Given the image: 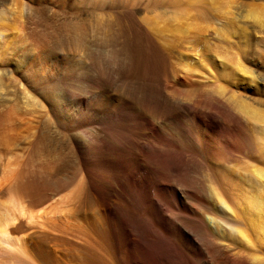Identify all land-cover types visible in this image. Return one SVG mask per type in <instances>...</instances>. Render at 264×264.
<instances>
[{
  "label": "bare ground",
  "instance_id": "bare-ground-1",
  "mask_svg": "<svg viewBox=\"0 0 264 264\" xmlns=\"http://www.w3.org/2000/svg\"><path fill=\"white\" fill-rule=\"evenodd\" d=\"M154 1L163 4V7L167 5L179 9L176 0L151 2ZM254 1L192 0L194 13L188 23L189 28L185 27L187 30L180 29L181 24L176 23L180 19L160 17L150 19L153 30H144L146 39L163 67L161 99L165 104H170L172 110L165 114L159 108L149 109L144 106L140 96L134 95L140 103L130 106L127 96L128 100L125 98L126 101H122L127 103L122 114L134 118L146 117L154 128L165 129L161 124L168 118L183 116L188 110L191 115L195 113L197 120L186 121L183 131L205 145L199 160L193 156L198 162L195 172L200 174L198 177L193 175V183L173 173H166L168 170L163 173L157 168L161 173L153 170L142 178L128 173L130 177L127 178L132 182H124V176L121 179L114 176L111 169L105 168L112 163L133 160L129 154L133 149L129 152V146L126 148L127 144H132L131 139L125 137L126 146L123 147L101 125L88 126L72 134V156L65 157L71 159L70 162L65 160L49 170L52 181L63 190L65 186L61 181L66 175L64 173L76 169L82 174L78 179V190L66 201L69 202L68 207L65 206L68 211L63 212L58 219L56 214L53 215L56 216L53 217L55 222L51 220L53 225L49 220V224L45 222V218H42L43 222L40 221L43 215L31 208L39 206L41 199L45 201V187L31 179L34 184L24 185L20 193H23L26 202L20 198L16 203L10 198L7 201L8 209L0 214V244L4 241L9 244L10 239H14L17 253L35 252L36 257L39 255L44 262L42 264H264V0H257L258 3ZM3 3L4 0H0V5L3 6ZM197 7H201L203 12ZM188 30L197 39L195 41L203 42L209 57L208 64L213 70L211 79H208L210 92L204 98H193L169 86L170 82H191V74L190 71L187 73L181 69L178 72L171 68L169 54L159 39H177V34H187ZM93 37L87 41L86 37L81 36L67 50L60 46L56 47L59 51L54 52L57 53L55 56L58 55L54 56L55 59L59 57V62H55L59 63L57 69L61 75L58 77L57 73L59 81L55 80L54 75L49 77L47 92L51 97L48 109L56 125L62 129L67 128L77 117H100V114L113 107L114 99H118L112 88L121 78L120 71L116 70L117 63L112 61L114 64L111 63L108 68L110 74H115L112 75V82L99 83L93 74L99 63L98 50L94 47L96 39ZM3 38L4 34L0 31V40ZM111 41L113 45H118L115 36ZM49 48L48 53L52 51ZM120 48L114 47L113 56L116 59L126 53H122ZM12 55L11 51H4L0 46V67ZM192 55L197 54L192 52ZM5 74L0 68V115L21 119L22 115L2 94L5 86L2 85L1 77ZM135 99H130V102ZM223 112L230 115L237 130V134L229 133L232 136L229 143L226 139L230 135L225 136V139L213 129L220 124L225 126L227 121L222 118ZM205 120H212V125L206 126ZM222 138L228 145L221 144ZM33 148L36 149L35 146ZM136 150L140 154L139 149ZM181 156L184 159L181 161L191 158V155L187 158V154ZM155 157L158 158L152 156ZM239 157L250 161L237 167L233 164ZM163 159L160 158L162 162L165 161ZM140 163L144 166V162ZM180 167L176 162L169 166L173 172H181L184 167ZM79 172L73 175L78 176ZM185 205L190 207L189 210L183 209ZM27 230L31 232L30 235L26 233V237H23L25 234L23 238L17 237L18 233ZM14 233L17 236L14 237ZM9 236L12 237L9 239ZM34 236L36 239L39 237L38 243L31 242ZM70 237L78 241L73 242L75 238L72 240ZM53 240L62 242L64 247L67 245V255L57 256L56 247L50 245Z\"/></svg>",
  "mask_w": 264,
  "mask_h": 264
},
{
  "label": "rangeland",
  "instance_id": "rangeland-1",
  "mask_svg": "<svg viewBox=\"0 0 264 264\" xmlns=\"http://www.w3.org/2000/svg\"><path fill=\"white\" fill-rule=\"evenodd\" d=\"M151 1L153 0H150V2L149 0H4L3 6L0 5V31L4 34V38L0 40V46L2 50L11 51L13 54L0 67L6 73L5 76L1 77L2 85L6 87H4L2 94L9 99L15 111L22 115L21 119H9L5 115H0V206H2L0 207V214H4V211L8 209L7 201L10 200V198H12L11 201L14 202L20 198L25 201L23 193L21 194L22 196L20 195L21 191H23L21 189L24 185H29L32 181H37L36 183L40 182L39 184L45 187V201L41 199L40 205L33 206L31 209L37 211V214L43 215L40 221L43 222L42 218H45V222L48 220L49 222L51 220L55 222L53 217L57 216L56 219H58L63 215L68 209L65 206L68 207L69 202L66 203V201H69L73 193L78 190V179L82 177V174L76 169H69L71 170V172H68L69 174L64 173L66 175L61 181V184L65 186L63 190L58 183L52 181V178L49 176V170L56 166V164L65 160L66 162H70L71 159L67 160L65 157L71 158L72 156V134L76 131H80L79 129L88 128V126L90 127L93 125H101L115 137L120 146L125 147V137L130 138L132 144H127L126 146V148L129 146V152L133 149L132 151L137 153L136 151L138 150L136 149H139L140 154L139 152L135 154L132 151L129 153L132 155L131 157L133 160H124V163L122 161L120 164L112 163V165L105 168H108V170L111 169V171L115 173L114 176H119L121 179L124 176L123 181L128 184L132 182L131 179L128 180L130 177L128 173L135 174L136 178H142L145 174H150L153 170L155 172L157 169L162 170L161 172H166L168 170L166 173H173L188 182L192 181V183L195 181V176L198 177L200 175L196 173L197 169L195 168H197V159L199 160V157L202 155L205 145L202 141L195 140L192 136L183 132L185 130L184 125H187L186 121L189 122L191 119L197 120L194 116L195 113L192 112L193 115H191V112L188 110L187 114L183 116L168 118L161 124L165 129L154 128L146 117L137 116L134 118L131 115L125 116L122 114V112H125V106H127V103L122 101H126L128 98L135 99L133 97L134 95L140 96V100L144 106L149 109L159 108L165 114H168L172 110L171 105L165 104L161 99L160 91L162 88L161 76H163V67L160 63V59H157L153 47L146 39L144 30H153L151 28L153 25L150 23V19L156 17L164 19L177 18L180 19V21L176 22L179 25L181 24L180 29L189 28L188 23L191 21L190 18L194 10L193 7L191 8L192 0H176L179 2L176 5L179 9L175 6L164 5L165 7H163V4H157L156 1L153 3ZM258 2L257 0L254 1V3ZM150 3H152V5ZM160 5H162V7ZM172 8L175 9L173 10ZM197 8L199 11L203 12L201 7ZM181 20L184 23L181 22ZM188 31L187 34L185 32L177 34V39H170L168 41L159 39L161 45L169 54V60L172 63L171 68H173L174 71L181 69L187 73L190 71L189 74H191V82L186 81L181 84L170 82L172 84L169 83V86L172 89L178 88L182 94H188L193 98H204L208 96V92H210L208 79H211L210 73H213V70L208 64L209 57L203 42L200 40L195 41L197 39L194 38L193 33L189 34L191 30ZM152 33H154V31H152ZM81 36L86 37L87 41L93 36L96 39L94 47H97L98 50L99 63L97 61L98 64L95 66L96 72L93 71V74H95L99 83L112 82L115 74H110L108 69L109 65L112 61L119 64V66L116 64V70L118 72L120 71L119 75L121 78L114 83L112 87L113 94L118 99H114V105L110 108L111 111L109 109L100 114V117L91 118V115L90 117H77L67 128L62 129L56 125L48 109V103L51 97L49 95L50 93L47 92L48 82H50L48 80L50 76L54 75L55 80L59 81V79L56 78L57 73L59 74L58 77L61 75L60 71L57 69L59 63L56 64V62H59V57L55 59L58 55L55 56L57 53L54 52L59 51V48L56 50V47L61 46L63 47L62 49L67 50L68 47L73 46V42ZM114 36L117 38L118 45H113V43H111ZM63 38L65 39L62 40ZM167 39H169V37ZM61 40L64 43L61 42ZM69 41L72 43L71 45H69ZM59 42H61L62 45L59 44ZM48 47H50L49 50H52L50 51L52 53L47 52ZM114 47L119 49L122 47V53L126 52L127 54L125 53L126 55L124 54L118 57L119 59H116L117 57L113 56ZM192 52H195L197 55H192ZM47 55L49 57H47ZM55 60L58 61L55 62ZM178 60L180 61L178 62ZM156 70L159 71L156 72ZM57 85H60V83H57ZM130 99L128 100L130 106L134 107L136 104L138 105V103H140L137 99L130 102ZM222 118L225 122L227 121L225 126L220 124L213 129L218 133L220 132L219 134L223 135V138L230 135L228 136L230 138L225 139L231 142V134H237V130L233 126L232 118L228 113L223 112ZM9 123H11L10 125L12 126H10ZM204 123L206 126L210 127L212 125V120H205ZM231 130L234 132H231ZM221 132L226 133L222 134ZM223 138L221 140H223ZM225 139L221 141V144L228 145L229 141L227 143ZM145 144H148L147 147L144 146ZM34 146L36 149L33 148ZM165 150L170 152L172 150V156L170 152L163 155L164 152H166ZM174 152L176 156L179 155L178 158L180 160L175 156ZM154 154L158 157L157 159L156 157L152 158V156H155ZM180 154H187V158H190L191 155V158L187 161H181L184 159ZM166 155H168V160ZM142 156H144V158ZM193 156L198 158L194 160ZM63 157L64 160L62 159ZM146 157L148 161L145 160V162L143 159ZM163 157V160H165L163 161L164 163L161 161L162 159L160 160V158ZM169 157L171 159V165H174L176 162L181 165L180 169L184 167L181 169V172H173V170L169 168V166L171 167ZM173 159L175 160L173 161ZM125 161L128 163L126 164ZM150 161H154L152 162L154 167L151 165L152 163H149ZM246 161L250 160L239 157V159L237 158V162L235 161L233 165L237 167L243 165V163L245 165ZM140 162H144V166L141 165ZM182 162L184 163L182 164ZM163 166H167L170 170L167 167L163 168ZM43 171L44 173H42ZM74 172H79L78 176L76 174L73 175ZM157 172L159 173L160 171ZM61 177L63 178V176ZM33 182L32 184H34ZM113 184H115V182ZM1 202L3 203L1 204ZM189 208L188 205L183 206L184 210H189ZM55 214L56 216H53ZM52 221L50 224H54ZM26 233H29L28 235L31 234V232L27 230L23 231V233L22 231L18 233L19 236L14 233L13 236L22 237L25 234L23 237H26ZM51 233L55 234L54 231H51ZM11 237L9 236V239ZM49 237L52 238L51 235H49ZM28 238L29 237H27V239ZM37 238L38 239L34 236L30 240L31 242L38 243L39 237ZM70 238L74 239L75 237ZM13 241L15 242L14 239H10L9 244L5 241L4 243L1 242L0 246L5 248V250L0 248L1 264H42L43 261L38 254L36 257L35 252L21 251L22 254L18 252L19 256H17L18 253ZM53 241L54 242L50 243V245H54L53 248L56 247L57 256L67 255V245L64 247L62 242ZM77 241L76 238L73 240V242ZM57 242L63 246H59ZM24 252L28 254L33 253L34 256H32L38 260L34 261L33 259L35 258L30 255L28 256L27 253L26 256ZM105 261H108V257L107 259L105 258Z\"/></svg>",
  "mask_w": 264,
  "mask_h": 264
}]
</instances>
